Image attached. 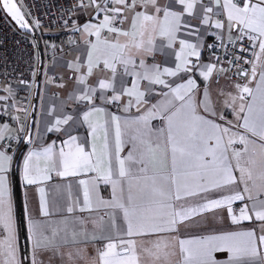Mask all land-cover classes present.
<instances>
[{
	"label": "snow or ice",
	"instance_id": "1",
	"mask_svg": "<svg viewBox=\"0 0 264 264\" xmlns=\"http://www.w3.org/2000/svg\"><path fill=\"white\" fill-rule=\"evenodd\" d=\"M143 4L145 7L152 5L156 12L163 10V19L159 16L148 15L144 12H136L137 4ZM179 3L185 5V11L191 13L195 6L196 0H179ZM243 4L234 2V0H215L216 5H221L227 11L229 21V31L231 32L233 21L240 25V31L249 35L250 41L259 42V53H254L256 59H260L261 53H264V0H240ZM117 5L109 8L107 5ZM104 8L96 4V0H79L80 7L95 6L97 11H103V20L99 24H85L84 31L94 30L96 43L92 48L100 55L105 57L103 63L105 68H109L116 73V63L123 64L126 75L136 77L132 82L131 88H122L123 94L129 97H135L136 103H147L144 99L145 92L140 90L139 81L148 80L149 84L163 85L169 88L170 93L163 95L167 98L161 105H152L144 116L138 117V122L147 126L150 119H155L160 115L164 121V127L155 130L156 139H144L145 133L133 135L130 142L133 147L127 157L121 158L122 151L121 132L119 117H112L116 121L115 152L109 153L107 133H105L103 151L96 154L95 147L92 153L85 152L83 146L77 145V155L74 157L71 152L65 153L63 149L59 152L58 164L62 166L63 171H58V175H76L72 169H82L85 172L103 173V181L112 186L111 200H104L99 196L97 191L96 180L100 177H93L91 181L81 180L79 183L84 186L83 190V207L81 212L89 211L95 208L112 209L108 212V220L103 216L91 220L92 230L87 228L88 220L81 217H74L72 221L73 228L78 224L79 231L71 232V243L82 241H101L103 247L97 249L99 264H140V253L138 247L145 253L154 256L160 260L161 256L167 258L165 251L171 241L166 233L178 232L181 224H186L193 217L208 213L212 210L227 208V213L234 224L241 221H259V235L255 229L231 232L223 235L206 236L197 240H185L178 237H172L179 244L180 252L183 254L182 264H221L214 256V252L227 250L230 253L226 264H247L245 257L255 258L257 255V241L259 245L264 246V200L253 198L248 195L247 198L252 200L251 210L248 204H244L239 209V215L234 214L233 202L244 201L250 192L247 186L248 181H254L252 168L257 165V149H259L260 172L259 179L262 181L257 186V197L264 193V70L259 74L255 90L250 88L247 83H237L234 87L237 95L232 96L229 93L231 102L225 101V105L231 108L236 121L237 127L245 130L244 133L233 132L232 128L226 127L216 122L215 119L209 118V115L216 117L217 113L209 99L207 87L204 89V99L196 100V90L198 85L195 79L189 78L185 83L177 84L172 87L171 84L161 78L163 75L175 77L180 72H192L196 67L192 64L189 57L199 58L200 52L197 46L181 40V51L177 53V59L180 63L176 65L175 70L164 68L163 72L157 66L149 68L145 65L144 60H140V67L143 72H129L128 65H135V60L128 53L134 47L140 50L145 47L144 41H137V35H144L148 22H151L153 31L159 29L161 36L169 38V44L175 39V33L179 30L180 13L170 11L166 6L161 9L157 6V0H104ZM2 9L8 13L12 19L21 25L28 27L24 14L18 7L16 0H2ZM125 9L135 14L131 17L129 30L114 26L117 18L123 16ZM212 7L206 9V13H211ZM128 16L119 19L123 24L128 20ZM38 24L39 21H36ZM203 23L208 24L209 18L205 14ZM216 27L221 28L223 25L216 21ZM107 29L109 33L116 36L115 41L107 38L101 39V31ZM247 30V31H246ZM255 34V35H252ZM128 38L127 42L121 43L119 37ZM231 39V37H229ZM242 39L243 37H238ZM152 41H148L150 46ZM190 49L185 53V49ZM92 53H89L88 74L93 71ZM215 65H201L199 75L207 81L213 74ZM220 71H224L220 69ZM241 76L248 73L241 70ZM257 75L256 65L253 64L251 78L255 79ZM83 82L85 77L81 76ZM113 83L107 80L99 81L100 89H113ZM95 88L88 89L79 99L92 103V96L88 93H94ZM171 94V95H170ZM246 97H251L246 100ZM120 95L116 94L111 97V101L120 100ZM0 99H6L0 97ZM241 103L236 107L237 100ZM110 101V102H111ZM179 102V106L176 104ZM131 103V101L129 102ZM203 107L209 115H202L198 111ZM174 109V110H172ZM102 108H93L84 113V120L89 121L92 112H103ZM243 114V115H241ZM72 117H66L63 120H57L56 125L67 124ZM219 119L224 120L223 113L219 114ZM242 121V123H239ZM232 125L231 121L227 122ZM89 126L95 133L97 125L89 122ZM58 131L59 128L54 125ZM51 130V129H50ZM7 125L0 126V140L4 139ZM149 129V134L151 133ZM246 133H251L262 143L257 145L256 140H251ZM139 140V144H137ZM76 141V137H70L66 141L69 146ZM209 141L215 143L210 144ZM239 142L242 144L243 151L234 147ZM165 147V155L170 152L171 170L163 171L157 160L156 154ZM231 150V155L229 151ZM244 154H248V163L250 168H245L240 161ZM43 155L51 160L53 156L52 146L44 148L42 152L29 151L24 159L23 179L27 185L37 183L33 175V158ZM96 155L95 162L92 157ZM12 157L7 154L6 150H0V264H23L19 255V245L16 234V220L13 213L12 191L8 179V170ZM235 161V164H233ZM53 166H56L54 162ZM239 171V177L234 171ZM41 173L43 179H48L47 167L43 170L36 169ZM149 173H151L149 175ZM243 183L245 186L242 191L233 190L231 194L221 195L212 198L209 194L221 189H232ZM41 191H43L41 189ZM192 198H198L192 203ZM69 213L73 208L67 209ZM117 212L122 216L124 227L116 229L115 220ZM252 213V214H250ZM254 214V216H253ZM41 215L48 217L49 212L42 200ZM63 224V228L59 227ZM69 221L65 219L59 223L49 219H28V239L31 242V255L28 257L30 264H38L37 257L44 251L57 249L61 244L69 243L67 229ZM61 231L65 235L60 237L57 243V237ZM142 237H155L150 241L151 247L138 245V239ZM81 250H77L79 254ZM69 259L73 254L68 253Z\"/></svg>",
	"mask_w": 264,
	"mask_h": 264
},
{
	"label": "crops",
	"instance_id": "2",
	"mask_svg": "<svg viewBox=\"0 0 264 264\" xmlns=\"http://www.w3.org/2000/svg\"><path fill=\"white\" fill-rule=\"evenodd\" d=\"M131 2V0H129ZM235 2V0H234ZM254 3L255 0H252ZM85 4H88L86 0ZM96 4H99L101 8H104V0H96ZM109 8L117 5L108 4ZM157 6L161 9L168 7L170 11L180 13L179 30L175 33V39L169 44V38L167 36H161L159 29L153 31L151 22H148L147 28L144 30V35L141 37L137 35V41L143 40L145 47L137 50L132 48L128 53L132 55L135 60V65H128L129 72H143L140 67V60L143 59L146 66L151 68L157 66L161 72L164 68H171L175 70L176 65L180 63L177 59V53L181 51L180 41H186L189 44L197 46V50L200 52L199 58L189 57L192 64L196 67L192 72H180L177 76L171 77L167 75L161 76L166 80L168 84L175 87L177 84L185 83L187 79L193 78L196 80L198 89L196 90V100L204 99L203 92L207 87L209 91V99L217 113L216 117L210 116L206 113L203 107H200L198 111L202 115H209V118L215 119L217 123L226 127H231L233 132L244 133L245 130L239 128L235 115L231 108L225 105L227 100L231 102L229 93L232 96L237 95V90L234 87L235 84L247 83L248 86L255 90L257 81H259V74L264 70V53H261L260 59L257 60L254 55L253 60L246 70L248 75L242 76L238 81L229 80L226 77H222L218 80L215 78L217 69L213 70L212 76L205 81L203 77L199 75V68L201 65H210L211 63L205 60V48L209 38L216 37L221 40L232 41L234 40L240 31V25L233 21V27L231 32L229 31V21L227 11L222 8L221 5H216L215 0H196L195 6L191 13L186 12L185 5L179 3V0H157ZM241 7L243 6L240 5ZM212 7L211 13H206V9ZM136 12H144L148 15L159 16L163 19V10L156 12L152 5L145 7L143 4L138 3L135 9ZM106 13L103 11H97L95 6L79 7L74 15V22L70 28L72 40L69 43L68 48L62 49V37L51 36L48 39V44L56 46L57 51L55 54L43 53V64L40 77L39 90L37 95L35 116L33 122V128L31 133L30 142L20 157L17 165V181L18 192L15 187V154H9L12 157L9 170L8 179L10 188L12 191V203L13 213L16 220V234L17 242L19 245V255L23 264H30L28 257L31 255V242L28 239V219L31 216L33 219H49L51 221L59 223L65 219L69 221V228L66 230L69 243L61 244L59 247V253L57 249L53 248L42 252L38 255V264H99V257L97 249L103 247L101 241H82L79 243H71V232L73 230L79 231V225L77 224L73 228L72 221L74 217H81L88 220L87 228L92 230L91 220L103 216L105 220H108L107 213L113 211L106 208H93L91 212H81L80 208L83 207V190L84 186L79 182L81 180L91 181L93 177H100L96 180L97 191L99 196L104 200H111L112 198V186L103 181V173L97 172H85L82 169H72L70 171H76V175H58V171H63L62 166L58 164L59 152L61 149L65 153L71 152L75 157L77 155V145L83 146L85 152L92 153L93 147H95L96 154H100L103 151L105 133H107L108 139V151L109 153L115 152V137H116V121L112 117H119V125L121 132L122 151L120 152L121 158L127 157L129 151L132 150V143L130 138L133 135H140L145 133L144 139L155 141V130L157 128L164 127V121L160 115H157L155 119H150L147 126H144L142 122H138V117L144 116L148 109L152 105H161L167 98L163 93L169 92V88L158 85L149 84L148 80H140V90L145 92L144 99L147 103L137 104L135 97H129L123 94L122 88H131L133 80L136 79L134 75H126L124 72V65L116 63V73L113 76V72L109 68L104 67L103 55H100L96 50L92 48V44L96 43V36L94 30L89 32L84 31L85 24H99ZM134 12H130L125 9L123 16H128L129 19L123 24L115 23L114 26L129 30L131 25V17ZM207 14L209 23L204 24L203 18ZM122 16V19H123ZM216 21H220L223 27L217 28ZM247 31V30H246ZM255 35V34H253ZM231 37V39L229 38ZM109 39L115 41L116 36L113 33H109L107 29L101 31V39ZM121 43L127 42L128 38L119 37ZM151 40L152 44L149 46L148 41ZM190 49H185V53ZM92 53L93 71L92 74H88L89 53ZM259 42L255 53H259ZM253 64L256 65L257 75L255 79L251 78ZM213 65V64H212ZM85 77L83 82L80 81V77ZM36 79V78H35ZM107 80L113 83V89H100L99 81ZM35 83V82H34ZM34 83L27 85H13V86H1L0 97L6 99H0V109L5 108V112L0 111V126L7 125V131L4 137L17 136L19 140L24 141V138L28 131L30 111L32 106V99L34 94ZM95 88L94 93L89 92L92 96V103L79 99L88 89ZM119 94L120 100L111 101L113 95ZM171 95V94H170ZM251 97H246L250 100ZM111 101V102H110ZM131 101V103H129ZM241 101L238 99L236 107L238 109ZM176 106H179L177 102ZM102 108L103 112H92L89 116V121L84 120V113L89 112L93 108ZM174 110V109H172ZM223 113L225 119H219V114ZM243 115V114H241ZM72 117L67 124L56 125V121L63 120L66 117ZM228 121L232 122V125H228ZM89 122L97 125L95 133L89 126ZM239 123H242L240 121ZM54 125L59 128L57 131ZM51 129V130H50ZM149 129L151 133L149 134ZM251 140H256L257 145L262 143L257 137L252 136L251 133H246ZM76 137V141L69 146L66 141H69L70 137ZM210 144L215 143L209 141ZM139 144V140H137ZM49 145L52 146L53 156L49 160L43 155L34 157L33 175L37 179V183L27 185L23 179L24 159L29 151L42 152L44 148ZM235 148L243 151V145L237 142L234 145ZM0 150H4L0 145ZM231 155V150L229 151ZM157 160L161 161L159 167L165 171L171 170V155L170 152L165 155V147L162 144L161 149L156 154ZM95 162L96 155L92 157ZM248 154H244L241 158V165L245 168H250L248 163ZM257 165L252 168L254 181H248L247 186L250 189L248 194H245L244 201H234L233 210L234 214L239 215V209L244 204L249 205L251 210L252 200L247 198L251 195L253 198L264 200V193H261L258 197L257 186L262 183L259 179L260 172V160L259 149H257ZM56 162V166L53 164ZM235 164V161H233ZM47 167L48 179H43L41 173H38L36 169L43 170ZM151 173H149L150 175ZM234 174L239 177V171L235 170ZM244 184L241 183L238 186H233L232 189H221L215 192H211L209 195L212 198L231 194L233 190L242 191ZM41 189L43 191H41ZM44 202L48 212V217L41 215V202ZM198 198H192V203H195ZM73 208V212L69 213L67 209ZM252 214V213H250ZM254 216V214H253ZM20 218L22 220V227L20 225ZM116 229L124 227L122 216L117 212V218L115 220ZM60 228H63V224H59ZM259 221H241L238 224L232 223L227 208L224 206L222 209L212 210L208 213L197 215L193 217L186 224L179 226L178 232L166 233L171 241L169 247L165 250L168 255L165 259L161 256L160 260H156L154 256L143 252L138 247L140 253V264H182L183 254L180 252L179 244L176 240H172V237H178L185 240H197L206 236L223 235L231 232H241L251 229H255L257 235H259ZM2 235V233H0ZM23 235V236H22ZM65 232L61 231L57 237V243L60 241V237L64 236ZM26 260L24 258V245ZM155 237H142L138 239V245L143 244V247H151L150 241ZM257 255L255 258L245 257L247 264H264V246L259 245L257 241ZM81 250L77 254V250ZM68 253H72L73 256L69 259ZM214 258L226 264L229 259L230 253L227 250L218 251L213 253ZM3 257L0 256V260Z\"/></svg>",
	"mask_w": 264,
	"mask_h": 264
},
{
	"label": "built area",
	"instance_id": "3",
	"mask_svg": "<svg viewBox=\"0 0 264 264\" xmlns=\"http://www.w3.org/2000/svg\"><path fill=\"white\" fill-rule=\"evenodd\" d=\"M16 1L34 27L43 53L55 54L57 51L55 45L48 44L51 36L62 37L61 48H68L72 40L70 28L75 12L80 7L79 0ZM235 2L242 5L240 0ZM119 19L122 16L117 18V23ZM257 45L258 41H250L249 35L242 32L232 41L212 37L205 48V60L216 66V80L226 77L238 81L242 78L239 75L241 70L246 71L249 68ZM37 67L38 51L35 40L14 25L2 9L0 1V87L33 84ZM220 69L224 71L221 72ZM0 111L5 112V108L2 107ZM20 144L17 136H7L0 140L1 147L9 154H15Z\"/></svg>",
	"mask_w": 264,
	"mask_h": 264
},
{
	"label": "water",
	"instance_id": "4",
	"mask_svg": "<svg viewBox=\"0 0 264 264\" xmlns=\"http://www.w3.org/2000/svg\"><path fill=\"white\" fill-rule=\"evenodd\" d=\"M1 1V4H2V0ZM18 7L19 4L18 2L16 1ZM21 9V7H20ZM21 12L24 14V12L22 11L21 9ZM7 15L9 16V18L11 19V21L14 23V25L22 32L24 33H27L29 35L32 36V38L35 40L36 42V45H37V51H38V67H37V74H36V79H35V83H34V94H33V99H32V106H31V111H30V119H29V125H28V131H27V134L24 138V142H23V145H22V148L17 156V160H16V163H15V169L17 167V161L19 159V157L21 156L22 152L27 148L29 142H30V138H31V133H32V128H33V122H34V116H35V109H36V102H37V95H38V90H39V84H40V77H41V71H42V64H43V52H42V49H41V45L39 43V40H38V36H37V33L34 29V27L30 24V22L28 21V19L26 18L25 14H24V17H25V20L27 21L28 23V27H21V25L19 23H17L14 19H12V17L7 13ZM20 225L22 227V220L20 218ZM23 236V235H22ZM22 240H23V245H24V239L22 237ZM24 258L26 260V254H25V245H24Z\"/></svg>",
	"mask_w": 264,
	"mask_h": 264
},
{
	"label": "trees",
	"instance_id": "5",
	"mask_svg": "<svg viewBox=\"0 0 264 264\" xmlns=\"http://www.w3.org/2000/svg\"><path fill=\"white\" fill-rule=\"evenodd\" d=\"M23 142L24 141H22V143L20 144V146H19V148H18V150H17V153H16V155H15V162H16V160H17V156H18V154H19V152H20V150H21V148H22V145H23ZM25 151V150H24ZM23 151V152H24ZM23 152H22V154H23ZM21 154V155H22ZM21 157V156H20ZM20 157H19V159H18V161H17V165H18V162H19V160H20ZM15 187H16V191L18 192V181H17V167H16V169H15Z\"/></svg>",
	"mask_w": 264,
	"mask_h": 264
}]
</instances>
